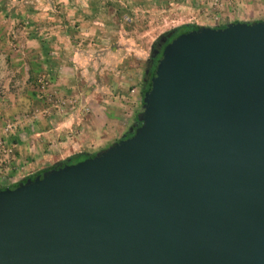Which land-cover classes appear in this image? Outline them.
I'll list each match as a JSON object with an SVG mask.
<instances>
[{
  "label": "water",
  "instance_id": "95a60500",
  "mask_svg": "<svg viewBox=\"0 0 264 264\" xmlns=\"http://www.w3.org/2000/svg\"><path fill=\"white\" fill-rule=\"evenodd\" d=\"M137 121L0 190V264H264V21L164 46Z\"/></svg>",
  "mask_w": 264,
  "mask_h": 264
},
{
  "label": "rangeland",
  "instance_id": "374dc122",
  "mask_svg": "<svg viewBox=\"0 0 264 264\" xmlns=\"http://www.w3.org/2000/svg\"><path fill=\"white\" fill-rule=\"evenodd\" d=\"M216 4L214 0H0V138L8 133V124L15 127L7 137L12 153L8 157L0 153V188L64 161L37 162L45 154L44 135L62 117L93 115L84 102L88 92L105 106L101 116L122 108L118 105L130 93L136 105L134 124L143 111L146 62L154 43L168 31L183 24L213 27L264 20V0ZM59 44L65 48L64 58L56 54ZM42 45L48 47L49 57ZM93 48L97 54L106 51L105 60L98 55L105 68L102 78L89 84L81 58ZM18 156L24 164L11 176L8 172Z\"/></svg>",
  "mask_w": 264,
  "mask_h": 264
},
{
  "label": "crops",
  "instance_id": "0c3cea01",
  "mask_svg": "<svg viewBox=\"0 0 264 264\" xmlns=\"http://www.w3.org/2000/svg\"><path fill=\"white\" fill-rule=\"evenodd\" d=\"M57 47L60 51L58 53L56 52V54L58 57L64 58V56H66V52L64 51L65 48L63 49L61 44ZM99 51L97 54L93 48L87 51L86 55L81 58L82 61L85 62L82 74L83 76H86L89 84L97 78H102L103 75V70L105 68L104 62L98 55H104L105 60L106 51ZM118 62L121 63L122 60H119ZM91 93L88 92L87 95L84 96V102L89 107L90 111H92L93 115L84 119H79L75 116L62 117L58 120L57 125L50 126L49 129H47L48 132L45 133L46 135L44 136L48 138V141H45V137H39L41 138L40 140H43V142L45 141L43 143L45 154H42V156L37 158L38 163L51 162L53 160L65 161L81 153L96 154L113 143L118 142V140L128 133L136 123L132 124L133 122L131 121L132 113L134 112L136 105L134 104L130 93H127L128 99L125 100V103L118 105L122 108L117 111L112 109L114 114L110 113V115H108V111L104 112L103 116H101L102 108L105 109V106L99 103ZM119 112L122 116H120V114L118 115ZM80 129H83V132L80 135L69 134L70 132H77ZM40 134L38 135L42 136ZM16 159V165H14L8 172L11 176L21 171V165L24 164V162L21 161V156H18Z\"/></svg>",
  "mask_w": 264,
  "mask_h": 264
},
{
  "label": "trees",
  "instance_id": "16d2710c",
  "mask_svg": "<svg viewBox=\"0 0 264 264\" xmlns=\"http://www.w3.org/2000/svg\"><path fill=\"white\" fill-rule=\"evenodd\" d=\"M236 22H238V21H236ZM201 27H203V26H199V25H195V24H183V25H180V26L168 31L167 33L173 32V36H172V38H170L168 40V42L164 46H166L168 43H170L173 39L177 38L179 35H181L183 33H186V32H189V31H192V30H197V29H199ZM225 27H226V24L225 25L213 26V28H218V29L219 28H225ZM34 38H36V37H34ZM42 47H43V50H44V52H43L44 56H48L49 57L48 47H46L44 45H42ZM162 51L159 53L158 57L155 58L153 65L149 69V83L142 88V95H144V92L148 91L151 88V78L154 76L156 68H157V65H158V62H159L160 58L162 57ZM142 84H143V82H142ZM142 104H143V99H142ZM135 121L137 123V126H139L137 118L135 119ZM132 132L129 131L122 138H120L118 141L131 137L133 135ZM95 155H96L95 153L94 154L81 153V154L75 155V156H73L72 158H70L68 160H65V161H63L61 163L53 165V166H51L49 168L43 169V170H41V171H39V172H37V173H35L33 175H29V176L25 177L24 179H22L21 181L13 184L11 186L1 187L0 190L1 189H7V188H16L21 182H25L28 179H35L38 175L42 174L43 172H45L47 170H50V169H53V168H56V167H59V166H63L65 164H76V163H78L80 161L86 160L87 158L94 157Z\"/></svg>",
  "mask_w": 264,
  "mask_h": 264
},
{
  "label": "flooded vegetation",
  "instance_id": "af4514ba",
  "mask_svg": "<svg viewBox=\"0 0 264 264\" xmlns=\"http://www.w3.org/2000/svg\"><path fill=\"white\" fill-rule=\"evenodd\" d=\"M167 34H169V33H167ZM167 34H165V35H163L162 37H163V39L162 40H157L155 43H154V45H153V48H152V52H151V55H150V57L148 58V60H147V62H146V66H145V70H144V77H143V86H142V88L145 86V85H147L148 83H149V69H150V67L153 65V63H154V60H155V58L156 57H158V55H156L155 57H154V55H153V51L154 50H159L160 52L163 50V48H164V45L168 42V40L170 39V38H172V36H173V32H171V35L169 36V35H167ZM164 39L166 40V41H164ZM160 41V42H159ZM159 42V43H158ZM136 126H137V123H135L133 126H132V128L130 129V132H132L133 131V129L134 128H136Z\"/></svg>",
  "mask_w": 264,
  "mask_h": 264
},
{
  "label": "built area",
  "instance_id": "2783aa9c",
  "mask_svg": "<svg viewBox=\"0 0 264 264\" xmlns=\"http://www.w3.org/2000/svg\"><path fill=\"white\" fill-rule=\"evenodd\" d=\"M214 1L217 4L219 2V0H214ZM216 19H218V17H216ZM14 128L15 127H12V125L8 124L5 129L8 131V133L4 137L0 138V153H3L1 155H6V157H8L12 153V150L9 148L11 146L8 145L9 141L7 140V137L9 134H11L14 131Z\"/></svg>",
  "mask_w": 264,
  "mask_h": 264
}]
</instances>
